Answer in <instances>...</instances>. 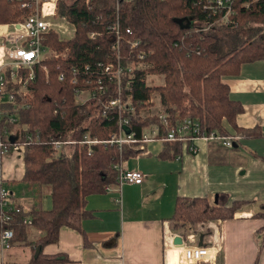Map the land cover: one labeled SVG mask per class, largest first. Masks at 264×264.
Instances as JSON below:
<instances>
[{"label": "trees", "instance_id": "trees-1", "mask_svg": "<svg viewBox=\"0 0 264 264\" xmlns=\"http://www.w3.org/2000/svg\"><path fill=\"white\" fill-rule=\"evenodd\" d=\"M87 1L60 0L58 17L74 23V34L64 37L58 30H52L45 44L58 51L68 49L69 54L67 58L47 59L35 66L36 76L27 84L32 95L29 107L21 106L18 91L22 85L10 81L9 73L6 74L7 88L17 93L16 100L4 102L3 108L17 113L20 120L18 124L5 126L7 133H3L4 123L0 121V134H5L3 138L10 150L27 141V135H33L34 141L24 153L23 181L31 187H48L52 199L49 210L43 209L39 202L27 210L22 208L8 223L0 220V237L8 229L14 232L11 246L26 243L31 230L42 232L36 240L40 247L55 243L61 227L81 230L83 221L94 215L87 207L88 197L105 193L111 186L120 191L128 183L120 181L116 166L124 167V162L146 152L142 131L160 121L157 115L144 114L152 106L149 100L155 92L160 93L162 112L197 119L208 133L217 131L229 136L230 125L239 131L240 137L261 135L258 130L238 127L236 117L244 108L231 97L226 78L239 75L246 63L264 60V0H235L236 13L230 16L229 23L208 31L205 28L214 21L217 12L216 0L123 2L119 11L123 28L120 60L113 49L115 33L106 28L116 18L114 4L102 9L99 0ZM209 1L214 9L205 8ZM22 12L19 3L0 0V24L17 21ZM183 18L192 20L193 25L184 28L185 24L177 21ZM127 28L132 33H127ZM91 32L98 33L95 39L90 37ZM136 40L139 45L132 47ZM110 64L113 70L122 66L120 82L106 71ZM27 72L23 74L25 78ZM150 74L162 75L164 84L152 86ZM100 86L106 91H101ZM74 88H90L94 96L86 103H76ZM112 99H120L127 108L107 107ZM122 119H127L135 141L122 146L111 144V135L119 132ZM22 126L26 128L23 130ZM87 134L99 142L82 145ZM57 140L62 141V147L56 157L53 151ZM161 142V158L173 159L184 147L179 141ZM239 204L228 205L225 194H220L215 204L205 197L179 196L171 219L185 235L197 222L233 218ZM28 216L31 223L24 222ZM254 217L264 218V203L259 204ZM260 231L263 245L264 230ZM65 260L41 253L33 264Z\"/></svg>", "mask_w": 264, "mask_h": 264}, {"label": "crops", "instance_id": "crops-1", "mask_svg": "<svg viewBox=\"0 0 264 264\" xmlns=\"http://www.w3.org/2000/svg\"><path fill=\"white\" fill-rule=\"evenodd\" d=\"M226 82L231 97L244 108L236 117L238 127L261 135L240 137L228 125L230 135L238 137L232 148L197 140L198 152L186 145L173 159L159 157L163 142H148L144 154L123 163L146 175L142 184L126 183L120 191L111 186L89 196L87 207L94 215L83 221L81 230L61 227L55 243L38 246L42 232L37 230L30 231L26 243L9 248L0 243V264H33L41 253L67 259L43 264H179L182 249L201 241L216 254L192 264H264V218L254 217L264 203V60L244 64ZM24 175L22 157L0 156V188L7 187L25 210L39 202L49 210L50 189L29 186ZM220 194L230 206L241 203L233 218L199 222L185 235L175 228L171 218L179 196L205 197L215 204ZM176 236L183 237L182 246L175 243Z\"/></svg>", "mask_w": 264, "mask_h": 264}, {"label": "built area", "instance_id": "built-area-1", "mask_svg": "<svg viewBox=\"0 0 264 264\" xmlns=\"http://www.w3.org/2000/svg\"><path fill=\"white\" fill-rule=\"evenodd\" d=\"M10 2L19 3L23 10L20 18L12 23L0 24V121L4 123L3 133H7L5 126H11L19 123V116L17 113H11L4 110L3 103H12L16 100V90L8 89L7 84L9 81L6 78V74L9 73L10 81L22 85V88L18 91L22 96V107H29L30 99L32 95L27 90V84L33 80L36 76L35 66L47 59H59L67 58L69 50L58 51L51 46L45 44L48 34L52 30H58L62 36L71 37L74 34L75 25L69 21L66 17H58V9L60 0H9ZM97 2V0H88L87 2ZM102 9L108 7L110 4H114L116 9V18L110 24H106V28L113 31L114 44L113 49L118 53V60H120V46L123 39V28L121 24L120 7L123 2H131L132 0H99ZM249 6V4H247ZM93 9V6L89 7ZM207 9H214L212 1L208 2L205 6ZM216 14H214V21L205 28V31L210 30L217 25L228 24L231 15L236 13L235 0H216L215 3ZM222 23V24H218ZM127 33H132L130 28L126 29ZM92 39H95L98 35L97 32L89 33ZM132 47H137L139 41H133ZM142 58V55H139ZM27 72V76L23 75ZM48 72L47 68H45ZM123 68L121 65L116 70H113V65L110 64L106 67V71L109 75L119 79ZM64 75L60 76L63 79ZM77 82V78L73 81ZM101 91H106L104 86H100ZM74 94L76 97V103H86L90 98L94 96L93 91L90 88L78 89L74 88ZM8 98V99H6ZM153 101V96L149 102ZM107 107L119 106L127 108L126 103H123L120 99H112ZM133 109V107H132ZM149 115H157L160 119L159 123L153 124L142 131V141L144 144L155 141H171L182 142L184 146H188L192 153H196L199 147L196 146L197 140H204L207 142L218 141L223 146L232 148L235 145L237 138L234 135L222 136L217 131L208 133L202 128L201 123L197 119L191 117H172L171 115L162 113H152ZM174 120V121H173ZM121 129L118 133L111 135L109 143H117L122 146L125 143L135 141L134 133H127L124 129V125L128 124L127 119H122ZM26 127L22 129L24 130ZM5 135V134H4ZM2 134H0V156L4 157L8 152L18 153V147H23V151L26 146L34 141L33 135H27V141L10 150V146L4 140ZM6 135H9L6 134ZM11 136V135H10ZM99 140L92 139L89 134L84 136L82 145H92L98 143ZM144 144L142 148H144ZM62 147V141L54 142L53 155L59 154ZM179 158V157H178ZM120 181L128 183H142L145 179L144 174L138 170H127L124 167L118 165ZM22 208L17 206L13 199L11 191L6 187L0 188V220L5 223L10 222L16 213L21 212ZM25 223H31L30 218L24 219ZM14 232L10 229L2 233L0 237V243L9 248L11 246L10 239L13 237ZM216 254V249L208 245H196L186 246L182 249L181 258L179 264H192L199 262L203 258Z\"/></svg>", "mask_w": 264, "mask_h": 264}, {"label": "rangeland", "instance_id": "rangeland-1", "mask_svg": "<svg viewBox=\"0 0 264 264\" xmlns=\"http://www.w3.org/2000/svg\"><path fill=\"white\" fill-rule=\"evenodd\" d=\"M218 24H222V23H218ZM216 28H219V25H217ZM148 79H150V84L152 86H155L156 84H160V83H161V85L164 84V77L162 75H153V74H150L149 77H148ZM159 94L160 93H158V92L153 93V95H152L153 96V101L151 103L152 106H149L144 111V114L145 115H149V114H152V113H159V114L162 113V110H161V104L162 103H161V100L159 98V96H160ZM155 144L159 145V143H155ZM17 149H19V150H15V151H18V153H16V155H19L24 160L25 150L23 151V147H18ZM10 154H14V152H8L7 153V155H10ZM7 155H5L4 157H6ZM53 156H56L57 157V156H59V154H55ZM49 209H51V208H49ZM197 224H199V223L197 222Z\"/></svg>", "mask_w": 264, "mask_h": 264}, {"label": "water", "instance_id": "water-1", "mask_svg": "<svg viewBox=\"0 0 264 264\" xmlns=\"http://www.w3.org/2000/svg\"><path fill=\"white\" fill-rule=\"evenodd\" d=\"M178 23H180L181 25L182 24H185L184 25V28H189L193 25V21L192 20H189V19H177ZM124 129L126 130L127 133H131V127L128 126V125H124L123 126ZM11 139H14V136H11ZM203 238V237H201ZM175 243L179 246H182L183 245V237L182 236H176L175 238ZM200 245H203V241H201Z\"/></svg>", "mask_w": 264, "mask_h": 264}]
</instances>
